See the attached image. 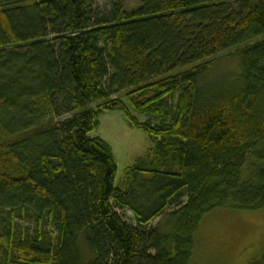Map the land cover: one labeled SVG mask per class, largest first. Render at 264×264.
I'll return each mask as SVG.
<instances>
[{"label":"trees","instance_id":"1","mask_svg":"<svg viewBox=\"0 0 264 264\" xmlns=\"http://www.w3.org/2000/svg\"><path fill=\"white\" fill-rule=\"evenodd\" d=\"M136 1L0 0V264H190L205 213L264 209V0ZM106 110L152 143L120 186Z\"/></svg>","mask_w":264,"mask_h":264},{"label":"rangeland","instance_id":"2","mask_svg":"<svg viewBox=\"0 0 264 264\" xmlns=\"http://www.w3.org/2000/svg\"><path fill=\"white\" fill-rule=\"evenodd\" d=\"M96 1L98 6L104 7L108 0ZM127 2L130 6L137 4L136 0ZM232 51L233 49L227 50L216 56L220 64L211 73L214 77L236 67V56ZM92 135L104 139L112 148L116 162V186L124 181L125 169L136 165L148 153L152 144L147 134L132 126L119 110L104 111L99 116V126ZM124 216L130 223H134L131 212H124ZM1 217L8 223L7 212H2ZM158 219L159 217L152 225ZM13 222L17 236L20 233L26 236L35 234L37 223L30 212L24 213L23 218L16 212ZM250 263H264V209L242 210L226 206L216 207L205 213L194 235L190 264Z\"/></svg>","mask_w":264,"mask_h":264}]
</instances>
